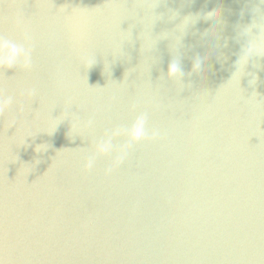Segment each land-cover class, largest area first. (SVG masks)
I'll list each match as a JSON object with an SVG mask.
<instances>
[{
	"label": "water",
	"instance_id": "95a60500",
	"mask_svg": "<svg viewBox=\"0 0 264 264\" xmlns=\"http://www.w3.org/2000/svg\"><path fill=\"white\" fill-rule=\"evenodd\" d=\"M255 2L159 0L154 38L179 22L168 9L222 12L219 42L200 20L174 52L140 35L145 0H0V35L32 49L30 69L0 68V93L16 100L0 114V264H264V57L246 66L254 86L232 75ZM174 55L182 89L165 75ZM65 110L72 128L69 117L55 127ZM141 112L158 138L118 165L126 137L95 153Z\"/></svg>",
	"mask_w": 264,
	"mask_h": 264
},
{
	"label": "clouds",
	"instance_id": "9594fccd",
	"mask_svg": "<svg viewBox=\"0 0 264 264\" xmlns=\"http://www.w3.org/2000/svg\"><path fill=\"white\" fill-rule=\"evenodd\" d=\"M159 6V0H145L143 6H140L139 9L143 10V15L140 16L139 22L143 25V31L140 35L144 40H154L159 39H169L171 49L176 52L179 47L182 45V38L188 31V29L197 23L200 20L212 21V27L207 29L202 35L204 37L215 36L216 41L219 42L220 34L217 31V26H223L222 12L220 8L197 12V13H188L183 16H180V13L176 9H168L167 19L169 21L176 20L179 16V22L175 23L171 31L162 32L158 37L154 38L151 34L152 25L159 19L162 18V14H157L154 12ZM252 20L250 23L245 25H237V39H243L244 43L239 52L238 58L235 61V71L232 73H240V79L244 75L251 77L249 84L254 86L257 81V75L255 72H246V66L252 62L253 67L259 68L260 65L257 62L258 58L264 57V0H258V2L252 3L251 5ZM15 16H19V13H14ZM243 15V12H241ZM146 33V35H143ZM131 35V34H130ZM129 35V38H130ZM128 38V39H129ZM31 35L28 32H25V40H30ZM127 40V39H125ZM206 53L197 57L193 63V71H201L203 68V60L206 59ZM95 62V57L90 58L87 63L92 65ZM23 68L28 70L32 67V49L26 43H18L10 38H7L3 35H0V68L2 69H13V68ZM166 77L172 81H176L182 89L185 85L183 83V77L185 75L180 59L178 56H173L167 65V70L165 73ZM24 94L28 97H32L36 94L35 88L26 89ZM258 101L259 99L256 98ZM16 103L15 97L12 95H4L0 93V114L8 111L13 104ZM259 105H257L258 107ZM20 111H23V106L19 108ZM61 117L56 125L63 120L65 117L71 119V128L73 126V117L69 111H63ZM75 123L79 125V121L76 120ZM10 127L16 126V117L12 116L9 120ZM92 121L87 122L88 126H91ZM9 127V128H10ZM40 132V131H37ZM37 132L32 135H14L13 143L21 146L25 145V138L34 136ZM116 136H124L127 138V142L124 143L119 151V155L116 157V164L123 162L127 157V149L131 144L140 142L146 139H156L159 137V133L154 130L149 133L147 128V114L139 113L136 115L135 119L127 127H121L113 129L111 132H107L104 137L97 140L95 144V153L97 155L109 154L113 151V138ZM46 144H40L35 146V151H45L48 147H45ZM95 162V156H88L84 163L85 169H91ZM39 163V161H35ZM111 172L112 169L109 168L106 170Z\"/></svg>",
	"mask_w": 264,
	"mask_h": 264
}]
</instances>
